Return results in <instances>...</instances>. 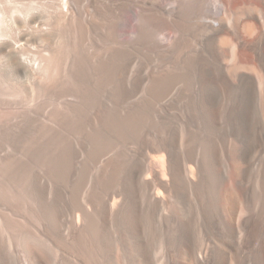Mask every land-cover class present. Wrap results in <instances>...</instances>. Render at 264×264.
Returning a JSON list of instances; mask_svg holds the SVG:
<instances>
[{
    "label": "bare ground",
    "instance_id": "obj_1",
    "mask_svg": "<svg viewBox=\"0 0 264 264\" xmlns=\"http://www.w3.org/2000/svg\"><path fill=\"white\" fill-rule=\"evenodd\" d=\"M157 1L164 3L153 9L148 5L155 0H99L118 17L112 31L117 46L111 61L99 66L112 81L127 78L134 51L124 42L144 38L146 18L188 13L191 24L175 38L165 35L153 43L162 66L144 74L153 79L143 104L125 112V118L117 116L120 107L106 115L98 109L99 127L82 130L90 149L88 154L83 149L87 159L80 172L72 162L76 149L53 151L58 156L51 160V172L57 182L75 175L76 183L46 206L44 241H36L19 217L7 223L9 236L15 243L22 238L32 264H264V0ZM213 5L218 16H208ZM130 27L134 33L126 39ZM241 53L247 57L241 59ZM1 56L20 73L11 43L0 46ZM124 80L112 91L115 107L138 91L140 80L130 90ZM181 82L184 87L172 98ZM167 104L175 109L173 122L180 129L163 125L167 137L153 144L144 136L154 127L152 116ZM116 141L133 146L124 160L108 161L105 154ZM1 174L0 168V193ZM90 177L96 183L87 197ZM3 217L0 262L5 264Z\"/></svg>",
    "mask_w": 264,
    "mask_h": 264
},
{
    "label": "rangeland",
    "instance_id": "obj_2",
    "mask_svg": "<svg viewBox=\"0 0 264 264\" xmlns=\"http://www.w3.org/2000/svg\"><path fill=\"white\" fill-rule=\"evenodd\" d=\"M243 1L246 0H235L232 3H242ZM157 3L164 2L155 0V3H149L148 6L155 9ZM213 6L208 16L220 14V10ZM190 17L191 15L188 13L178 16L171 15L165 17L166 19L150 16L145 20L144 38L129 39L128 36L134 33L132 27L124 32L126 39H129L124 43L133 49L135 59L132 57L127 78L116 80L114 78L113 81H116L114 83L112 78H106L105 72L102 73L100 67L107 65L109 60L111 61L113 48L117 46L118 41L113 39L112 31L117 24L118 17L115 12L105 9L99 0H0V46L11 43L20 60L17 62L20 73L15 74L8 58L0 57V168L3 186L0 193V216H4V219L1 220V239L3 242L2 259L5 264H28L29 261V264H32V257H29V251L28 249L26 251L22 238L21 241L19 238L15 243L16 241L9 236L7 223L16 221L19 217L20 221H17L27 226L36 241L38 239L44 241V237H40V232L42 233L45 227L42 219H45L49 211L46 206L50 208V202L61 196V191L65 196L70 192L71 183H76L75 175L67 179L66 182H57L51 172L54 165L51 160L58 156L53 151L58 152L62 148V151L59 152L66 153L72 147L76 149L78 157L72 162H75V165L73 164L75 172H80L90 149V144L87 142L89 136L85 137L82 130L90 133L91 130L99 127L100 120L95 114L101 112L106 115V113L118 111L116 109L120 107V113L116 112L117 116L122 113L121 116L125 118L133 110L131 108L135 109L136 104H143L145 99L143 96H147V88L153 79L147 76L145 78V75L149 74L150 70L154 73L157 72L162 66L161 58L157 54L159 49L158 51L154 49L156 46L153 43L156 40H161L165 35L172 36L171 38L174 35L175 38L179 33H177L178 30H185L191 24ZM118 39L121 41L120 37ZM138 39L143 44H139ZM239 57L244 59L247 56L241 53ZM150 67L154 69L152 70ZM129 71L131 72L129 73ZM118 80H124L125 87L129 90L134 86V83L138 84L140 80L139 87L136 89L139 92L135 91L134 95L132 94L129 99L119 101L118 106L115 107L116 99L111 94L112 91L115 92L117 87L115 84H118ZM179 84L173 90L172 98L178 93V89L182 88L180 86L184 87L185 85L183 82ZM66 107L70 108L67 112ZM125 108H130V112ZM174 111L171 104L158 110L152 116L154 127L144 136V139L149 137V142L153 144H156L159 139H165L167 137L166 126L168 127L169 123L172 124L170 131L177 127L180 129V125L174 123ZM169 117L172 119H170L172 123L169 121ZM118 118L120 120H117L116 123L120 124L122 117ZM162 119L166 120V124L161 123ZM158 125H161L162 128ZM163 125L166 129H163ZM162 129L163 131H160ZM155 137H157L156 140ZM84 144L86 146H83ZM130 144L121 141L114 142L111 144L114 146L108 149L104 158L124 160V156L128 154V148L133 146ZM83 149H88L86 150L87 154ZM83 152L85 154H82ZM17 170L24 173H19ZM94 179V177H90L86 182L87 188H84V193H87V197L94 189L96 183ZM21 201L22 203H20ZM19 205L23 208H20ZM32 207L33 210H31ZM42 212L44 213L42 214ZM12 217L16 220H13ZM64 233L68 239L70 231L65 230ZM27 252L28 254H26ZM0 264L3 263L0 262ZM50 264H52L51 260Z\"/></svg>",
    "mask_w": 264,
    "mask_h": 264
}]
</instances>
